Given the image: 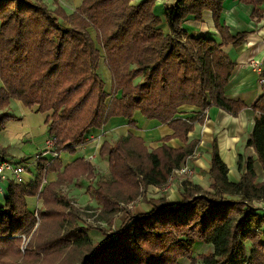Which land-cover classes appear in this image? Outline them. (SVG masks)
<instances>
[{"label":"trees","instance_id":"obj_1","mask_svg":"<svg viewBox=\"0 0 264 264\" xmlns=\"http://www.w3.org/2000/svg\"><path fill=\"white\" fill-rule=\"evenodd\" d=\"M132 1L81 0L67 15L41 0H0V133L19 119L8 107L15 98L36 105L38 112L50 111L47 134L57 150L70 153L87 142L89 129L101 128L110 117L127 119L131 128L139 111L166 124L173 133L163 140L177 137L182 145L150 147L133 133L101 143L99 155L108 161L109 176L87 190L99 205L98 218L108 222L120 202L133 201L148 183L161 184L192 158L198 139L188 140V134L210 107L231 116L251 108L245 144L256 156H247L243 168L238 156L242 171L231 181L212 139L209 188L183 179L177 202L162 192L146 198L147 211L124 207L115 229L83 224L79 207L59 189L75 164L87 163L83 157L66 165L60 157L37 158L31 180L8 179L3 187L0 264H179L182 258L188 264H264V210L254 203L264 200V172L259 178L253 165L257 159L264 171V92L250 105L224 94L235 64L222 46H240L248 32L232 35L222 25L223 0H173L164 7L165 28L153 11L155 0ZM239 2L253 5L252 17L261 16L262 0ZM205 10L220 42L182 28L188 15L200 21ZM102 55L110 92L99 70ZM181 106L197 111L188 118L175 116ZM4 153L2 146L0 158ZM49 171L57 177L45 180ZM32 195L41 199L36 210L27 203ZM91 227L103 234L97 242L91 243ZM195 240L211 247L192 253Z\"/></svg>","mask_w":264,"mask_h":264},{"label":"crops","instance_id":"obj_2","mask_svg":"<svg viewBox=\"0 0 264 264\" xmlns=\"http://www.w3.org/2000/svg\"><path fill=\"white\" fill-rule=\"evenodd\" d=\"M40 1V0H39ZM52 10L60 6L67 15L75 11L81 4V0H41ZM138 0H133L135 2ZM153 11L162 19L164 24V7L173 3V0H155ZM261 16L252 17L251 11L253 5L241 3L239 0H223L220 21L222 25L228 28V32L232 35L247 31L248 34L244 38L240 46H233L231 43L223 45L222 50L235 64L230 79L225 87L224 94L227 98H237L252 104L260 93L264 92V0L259 5ZM203 16L200 21H196L193 15H188L182 23V28L188 33L203 35L211 38L213 41L220 42L221 37L216 28L213 27L212 14L210 11H203ZM92 30V28H90ZM93 31V30H92ZM254 61L260 72L255 70V65L251 64ZM106 69V67L104 66ZM108 75V83L111 82V75L106 69ZM0 80V86H2ZM8 107L14 115H18L19 119L7 123L0 133V147L5 149L3 158H7L13 163H23L28 171L21 174L22 182H27L32 179L35 171L36 154L41 149L48 134L46 131V117L51 113L38 112L36 105L24 106L18 99H10ZM175 116L188 118L195 115L197 109L190 106H181ZM206 117L203 123H194L192 131L188 134V140L191 138L198 139V145L195 148V153L192 158L188 159L194 167V174L189 180L199 184L204 189L209 188V179L207 168L210 162L211 141L215 139L218 146V153L228 167L227 176L231 181L237 180L240 176L241 169L247 156H256L251 145H245V140L252 130L254 113L249 106L242 109L238 115L231 116L219 107H210L205 111ZM135 121L134 127L128 126V120L123 117H110V119L102 125L101 128H91L88 130L87 142L75 146L73 153L61 150L58 157L61 158L63 165L71 163L77 157H83L84 160H104L106 166L108 161L101 158L99 155L100 145L103 141L116 139L120 135L133 133L143 139L145 144L150 147L160 146L162 142L169 144L172 147H177L183 143L177 138H170L164 141L165 136H170L173 133L166 124H161L154 119L142 117L139 111L133 113ZM48 153L45 152L40 158L48 159ZM91 155V156H90ZM90 156V157H89ZM238 156L242 161V168H238L236 161ZM51 159V158H50ZM254 169L258 177L261 178L263 170L257 159L253 161ZM45 180L55 179L56 171L46 173ZM9 178H0V202L3 201V187ZM178 180V177L174 181ZM179 181V180H178ZM168 186V190H158L154 183H148L142 192L143 198H138L133 202V211H147L151 203L146 201V198L157 196L161 191H164L170 201L177 202L180 197L181 184ZM77 193L79 190H75ZM73 190V192H75ZM72 193V191H70ZM90 197V196H89ZM88 197V198H89ZM90 197V201L92 202ZM27 203L31 210H36L41 203V199L37 195L27 196ZM90 203V202H89ZM261 211L264 210V200H254ZM125 214L121 216L123 218ZM120 218V219H121ZM261 240L264 241V225L262 226ZM210 243H203L200 240L193 242L192 253L204 251L210 248ZM189 260L182 258L179 264H188Z\"/></svg>","mask_w":264,"mask_h":264},{"label":"rangeland","instance_id":"obj_3","mask_svg":"<svg viewBox=\"0 0 264 264\" xmlns=\"http://www.w3.org/2000/svg\"><path fill=\"white\" fill-rule=\"evenodd\" d=\"M92 36H93V39H95L94 34ZM102 58H103V55L99 59V61H100V69L99 70H100V73H101V75L105 81V89L108 92H110L111 82L108 83V75L105 72L107 67L105 65V61ZM104 66L106 67V69L104 68ZM107 71H108V69H107ZM246 140H247V138H246ZM246 140H245V143H246ZM85 161H87V163L86 162L85 163L80 162L79 164H75L74 173L72 175H70L71 177L69 179H64L61 182V184H60L61 186L59 189H60V191H63L65 195H67L71 198L70 202L73 205L79 207L80 211L82 212V218L81 219L79 218V219L83 224L90 226V225H93L94 223H96V224H100L103 227H107V228L110 227V229H115V227L117 226V223L119 222L121 216L123 214H125L124 207H129L132 209V206L134 205L133 202L137 201L138 198L142 197V192L144 189L140 190L139 194L136 196V198L133 199V201L126 202V203L120 202L119 209H118L117 213L112 217L113 218L112 221L108 222V220H104L100 217L98 218L99 205L96 204L94 199L91 197L89 190H87V187L90 185H95L97 183L98 179H102L104 177L109 176L108 175V168H107L104 160H97V162H94L91 160H89V161L85 160ZM28 170H29V168L25 169V171H28ZM192 175H190V176H192ZM190 176L188 178H185V179H189ZM177 181L178 180H176V183H177ZM176 183L174 185H176ZM179 183L181 184V181H178V184ZM73 190L74 191L79 190V192L78 193L76 191L73 192ZM162 190L166 191L168 189L166 188V189H162ZM70 191H72V193H70ZM164 191H161L160 193H162ZM89 196L93 199L92 202L90 201ZM87 205H89L91 207L86 208ZM40 233H41V230L37 234L38 237H40ZM88 233L90 234V237H91V243L97 242L103 237V234L98 229H96V227H91L88 230Z\"/></svg>","mask_w":264,"mask_h":264},{"label":"built area","instance_id":"obj_4","mask_svg":"<svg viewBox=\"0 0 264 264\" xmlns=\"http://www.w3.org/2000/svg\"><path fill=\"white\" fill-rule=\"evenodd\" d=\"M252 65H255V70L260 72L259 68L257 67L256 63L254 61H251ZM206 111V110H205ZM205 111L203 113L204 118L206 117ZM45 152L48 153V159H46V162L50 160V158L58 157L60 155L59 150L55 147V143L52 137L48 136L47 139H45V142L43 143L41 149L36 154V158H40L42 155L45 154ZM195 153V150L192 152V154ZM91 156V155H90ZM89 156V157H90ZM193 165L191 162L185 161L184 163L176 166V168H173L169 173L167 179L162 182L161 184H154L155 187H157L158 190L166 189L168 186L174 185L176 183L175 178L178 177L179 181H182L185 178H188L190 175H192L194 172ZM26 167L23 163L17 162L13 163L9 161L7 158H0V178H9L14 180H22L21 174L25 171ZM116 228V227H115Z\"/></svg>","mask_w":264,"mask_h":264}]
</instances>
